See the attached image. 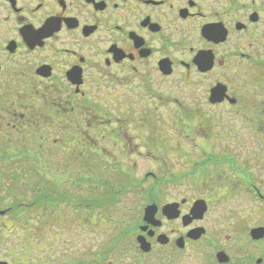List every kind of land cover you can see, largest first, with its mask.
<instances>
[{
  "label": "flooded vegetation",
  "instance_id": "obj_1",
  "mask_svg": "<svg viewBox=\"0 0 264 264\" xmlns=\"http://www.w3.org/2000/svg\"><path fill=\"white\" fill-rule=\"evenodd\" d=\"M262 83L264 0H0V176L29 179L18 187L29 195L24 210L66 200L89 215L116 206L124 192L144 195L142 216L117 219L104 250L79 264H264V236H251L264 225L253 218L239 229L208 219V199L150 197L188 183L216 158L209 153L188 173H159L173 156H188L170 154L159 129L182 125L199 139L185 136L191 144L214 145L215 130L263 126L264 107L257 119L254 111ZM48 145L68 148L74 176L118 181L105 179L97 191L87 183L57 198L44 167ZM126 158L158 172L136 163L123 168ZM200 176L212 189L215 177ZM201 200L204 216L187 217ZM170 204L178 205V218L162 215ZM150 205L158 211L148 222Z\"/></svg>",
  "mask_w": 264,
  "mask_h": 264
},
{
  "label": "rangeland",
  "instance_id": "obj_2",
  "mask_svg": "<svg viewBox=\"0 0 264 264\" xmlns=\"http://www.w3.org/2000/svg\"><path fill=\"white\" fill-rule=\"evenodd\" d=\"M254 105L257 119L260 115L259 109L264 107V98L255 97ZM159 132L161 137L165 135L168 139L164 148L170 151V154L175 155L180 152L188 155L186 158L173 156L167 162L169 167L162 168L159 173L169 175L188 173L195 165H203L209 153L216 158L207 161L203 168L201 167L202 170L200 168L201 172L195 173L188 183L175 187L169 193L152 194L150 197L159 196V201L167 203L184 198L208 199L211 204L206 217L210 220L228 219L239 229L247 225L248 218H253L256 224L264 225V221L262 222L264 201L258 196L260 194L264 197V125H258L255 129H245L238 123L235 129L215 130L214 136L217 141L214 145L205 140L191 144L185 136L191 140L199 139L190 130H185L182 125L173 128L166 126L160 128ZM199 135L198 138L202 140L203 134L199 133ZM63 149L68 150L64 146L48 145L44 166L48 171V187L51 186L54 188L53 191L56 190L57 198L68 193L74 195L80 186L85 187L87 183L97 191V187L100 189L105 179L112 183L118 181L113 177L74 176L72 172L78 168L70 155L64 157L66 152ZM133 160L135 159L126 158L123 168H131L132 164L136 163L139 168L145 166L149 170L158 172L155 165L148 161L133 162ZM38 164L39 159L34 165L37 167ZM156 164L160 166L161 162ZM200 175L215 177L211 180L212 189L200 184ZM131 179L123 180H126L129 186ZM27 185L30 186L28 178L23 177L16 181L0 176V261L8 264L88 263L104 250L116 229L117 219L140 217L145 207L143 194L127 191L121 194L119 204L109 208L108 211L89 210L88 215L87 209H76L66 200L62 201L66 202L64 205H60L58 200L56 205L45 210L31 209L29 212L20 208L21 212L18 213L17 218L23 217L25 220L15 221L12 212L8 211L10 208L28 204L29 195L18 189ZM58 191L66 194H59ZM41 211H45L47 217L44 221L40 218ZM228 227L232 228V226ZM108 259L113 257L108 256Z\"/></svg>",
  "mask_w": 264,
  "mask_h": 264
},
{
  "label": "water",
  "instance_id": "obj_3",
  "mask_svg": "<svg viewBox=\"0 0 264 264\" xmlns=\"http://www.w3.org/2000/svg\"><path fill=\"white\" fill-rule=\"evenodd\" d=\"M206 204L204 201H197L194 203L190 215L187 217H191L194 219H201L204 214L206 213ZM158 208L155 205H150L145 208L143 217L150 222L156 216ZM162 215L169 219L178 218L180 213L178 212V205L177 204H170L166 205L162 208ZM203 233V230H195L191 232V236L194 238H198ZM251 236L254 240H259L264 236V229H255L251 232ZM159 240H163L162 237ZM138 243L140 244V248L143 251L149 250V245L145 242L143 237L138 238ZM0 264H8L4 261H0Z\"/></svg>",
  "mask_w": 264,
  "mask_h": 264
},
{
  "label": "trees",
  "instance_id": "obj_4",
  "mask_svg": "<svg viewBox=\"0 0 264 264\" xmlns=\"http://www.w3.org/2000/svg\"><path fill=\"white\" fill-rule=\"evenodd\" d=\"M51 203H52L51 207L55 205L54 201H51ZM48 206H49V204H48ZM33 209H34V210H38L39 208H33ZM33 209H32V210H33ZM8 212H9V213L12 212V215L14 216V218H17V217L19 216L18 213L21 212V210H20V207L18 206V207L12 208V209L10 208ZM29 212H30V210H29ZM17 214H18V215H17Z\"/></svg>",
  "mask_w": 264,
  "mask_h": 264
}]
</instances>
